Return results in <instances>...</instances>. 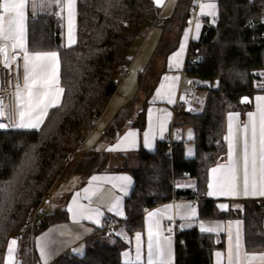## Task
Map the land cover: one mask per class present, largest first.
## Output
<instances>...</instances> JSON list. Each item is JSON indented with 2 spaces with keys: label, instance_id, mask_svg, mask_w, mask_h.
Here are the masks:
<instances>
[{
  "label": "trees",
  "instance_id": "trees-1",
  "mask_svg": "<svg viewBox=\"0 0 264 264\" xmlns=\"http://www.w3.org/2000/svg\"><path fill=\"white\" fill-rule=\"evenodd\" d=\"M186 2L180 0L174 14L161 21L165 33L162 41L167 40L166 33L175 31L176 36L175 41H169L166 55L177 47L189 18V10H183ZM158 14L154 0H78L77 42L71 47L65 46L56 14H39L31 19L29 48L60 53L64 97L59 107L50 109L38 130L0 131V264L4 263L9 241L17 237L39 197L71 164L67 158L79 146L81 131L94 128L117 91L132 60L134 39L143 35L145 24ZM190 48L193 54L186 59L185 76L196 87L203 86L201 82L211 83L203 86L208 90L203 111H176V120L194 130L196 154L185 155L184 140L173 142L170 158L168 141L160 142L155 151H139V167L131 170L136 185L126 200L124 226L131 234L143 228L145 208L173 197L192 198L197 193L203 217L243 218L248 247L260 249L264 245L259 224L264 219V202H244L242 207L221 210L205 191L209 168L226 160L227 114L249 106L255 94L264 92V0H218L217 15L205 20L200 39L192 41ZM215 81L217 85L213 86ZM153 89L154 85L146 95ZM244 97L249 101L242 103ZM123 113H118L116 121ZM82 156L73 170L99 169L108 160L103 152ZM182 177L196 179L197 189H178L176 180ZM61 218L59 215L54 220ZM48 221L41 217L35 232L45 228ZM21 244L23 261L38 264L35 254L25 249L31 245L30 240L24 239ZM126 246V241L106 228L89 239L84 254L66 251L50 264H125L120 253ZM222 246V237L217 242L212 233L196 227L180 230L176 233V263L213 264V251Z\"/></svg>",
  "mask_w": 264,
  "mask_h": 264
},
{
  "label": "crops",
  "instance_id": "crops-1",
  "mask_svg": "<svg viewBox=\"0 0 264 264\" xmlns=\"http://www.w3.org/2000/svg\"><path fill=\"white\" fill-rule=\"evenodd\" d=\"M163 7L159 6V14L153 20L148 21L145 25L149 26V31L145 35L144 44L150 40L151 47H155L161 35L165 34L161 25V21L171 17L180 0H174L171 4H168L169 10H167V15L163 16L164 9L167 7L165 4L166 0H162ZM168 1V0H167ZM63 2V0H61ZM35 3V7L32 4ZM164 3V4H163ZM214 3L216 5L215 15H209L208 9H205L204 14L201 13V4ZM196 5V0H187L186 4L183 6V10H189V18L187 23L184 25L181 36L178 40L177 47L169 54L164 55V60L162 62L163 67L160 74H157V79L155 80L154 89L151 95L141 96L139 93L138 75L142 74L144 67L147 63V57L150 52L147 51L145 54L140 55L142 48L136 51V55L132 57L131 63L129 64L130 73L126 76L123 75L117 91L111 98L109 104L105 108L102 115L99 117L96 125L93 129L87 131L85 141L83 143L84 150L81 148V153L79 151V156L81 154H91L94 152L107 153L108 160L99 169L80 171L74 170L71 175L74 176L73 180L75 183H71L59 192V198L54 201L55 194L52 187V193L49 200L44 205V213L42 218L48 219L49 224L36 232L33 243L27 248L31 253H34L38 264H50L54 259L66 251H72L76 254L82 255L85 253L88 241L96 233L108 229L113 232L114 236L121 238L127 242V246L123 248L120 253V258L125 264H147V252H148V227H149V214L159 213L153 217V222L159 221L160 228L162 231V240L167 238L171 241V264H177V253H176V233L173 228H169L167 223L170 221H175L177 225V230H187L196 227L201 232L212 233L216 236L217 242L220 241V237L223 239V246L215 248L213 251V264H217V253H221L220 264H228L227 256L230 246L234 250L235 248V238L239 231L241 235L242 251L240 264H248V261L244 259V253L248 254H264V245H260V249H251L246 243V226L243 218H216L210 217L205 218L200 213V207L194 205L191 198L185 197H173L172 199L162 202L154 207L148 208L144 212L143 218V228L138 229L131 234L128 229L124 226V221H127V211H126V200L132 194L136 181L131 170L139 167V159L137 154L141 150L155 151L159 143L162 141H167L171 130H178L179 135L174 136V140H184V153L188 157H193L196 154V145L194 142V130L190 126H184L176 120L175 106L179 102H183V110L186 109V102L182 101L181 93L184 87V79L186 71V59L188 58V51L192 41H197L200 39L203 25L206 19L212 20L218 12V0H202V3ZM77 5L78 0H76V18H75V45L77 42ZM163 9V10H162ZM168 9V8H167ZM39 14H56L60 17L61 27L63 29L64 43L68 46V28H67V10L65 9L61 13L60 7L56 4L55 0H29L28 7L26 9L25 15V46L27 50L31 52H56L59 59V86H61V58L60 53L57 50H45V51H33L28 46V36L29 27L31 19L35 18ZM154 22V23H153ZM151 24H153L151 26ZM199 24V32H197L196 25ZM148 29V28H147ZM187 33V40L185 41V34ZM143 36V38L145 37ZM166 36L170 40L174 37L172 33H166ZM136 38L133 41L135 43ZM132 44V46H133ZM138 43L137 45H140ZM184 45V50L178 57V61H174L171 58L181 50V45ZM141 46V45H140ZM17 54L23 57V52L17 49ZM159 63V66L162 65ZM25 75V74H24ZM177 78L170 79L168 81L164 80V77ZM188 80V79H187ZM188 82H190L188 80ZM165 84L166 88L163 90L161 96H157V90L160 89L161 84ZM25 85V84H24ZM173 85L172 91V101L169 102L167 95V86ZM24 87V86H23ZM21 87V88H23ZM63 88V87H62ZM191 89H193L191 87ZM264 96V92L255 94L250 102L249 106L239 108L230 111L225 119V133L224 138L228 136L229 123L231 122L234 134L236 136L237 142V152L236 158L238 162L242 164L241 149H242V129L244 125L248 123V114L256 112V97ZM64 97V92L60 97L59 105L62 103ZM134 98V99H133ZM132 100V101H131ZM131 101L133 104V109L130 115H125L124 118H120L116 121L118 113ZM204 103L201 105H196L198 109H202ZM189 107H194L192 104ZM179 109L178 111L182 110ZM203 108L201 111H203ZM50 111V109H49ZM189 111V110H185ZM192 111V112H201ZM191 112V111H190ZM49 113V112H48ZM142 114V115H141ZM230 117L232 120L230 121ZM2 121V120H0ZM138 122V124H136ZM42 125V124H41ZM41 127V126H40ZM19 130L27 128H16ZM129 132L136 133L134 137L135 146L131 147L127 142L121 143L125 135ZM145 134L148 136V142L151 147L147 146L145 143ZM226 143V160L222 163H217L209 168L208 172V183L212 180L213 168L219 165H226L228 163V141L225 139ZM119 145L114 151H109L110 148H114ZM78 154V153H77ZM78 156V158H79ZM75 160V158H74ZM73 160V161H74ZM71 161L70 163H72ZM242 175V173H241ZM99 177L100 180L93 182L90 185L92 177ZM128 177L130 182L126 185L119 178ZM55 185V184H54ZM209 185V184H208ZM176 187L178 189H197V181L194 178L182 177L176 180ZM85 188H89L90 191L86 198L84 192ZM242 188V182H241ZM209 187L205 191V195L209 199L216 201V204L221 210H228L229 208H239L242 207L244 202H264V197L261 196H224V195H213L209 196ZM77 193L79 196L77 197ZM73 200H77L80 206L85 209L93 210L91 212L86 211L83 216L77 215L74 219L73 212L69 211V208L75 210L76 205L73 204ZM119 201L117 210H110L112 206ZM221 205H226V208H221ZM167 209V211H165ZM191 209H195V215H191ZM99 212V216L96 212ZM118 212H122L119 215ZM62 215L63 218L60 220H54L57 216ZM91 216L92 218H87ZM170 217V218H169ZM99 220V223L96 220ZM123 220V222H122ZM121 221V222H118ZM260 230L264 236V219L260 220ZM201 225L205 229H211V231H202ZM170 229V231H169ZM140 236L139 246L141 253V260H136L137 254V235ZM16 240V245L14 246V264H27L23 261L22 255V244L17 238H12L11 240ZM10 240V241H11ZM9 241V242H10ZM9 245V243H8ZM44 250V255H41V249ZM27 250V251H28ZM26 251V250H24ZM83 252V253H82ZM127 253V255H125ZM8 256V246L6 248L4 263L6 264ZM233 264H236L235 257H233ZM252 264H260L259 261H253Z\"/></svg>",
  "mask_w": 264,
  "mask_h": 264
},
{
  "label": "snow or ice",
  "instance_id": "snow-or-ice-1",
  "mask_svg": "<svg viewBox=\"0 0 264 264\" xmlns=\"http://www.w3.org/2000/svg\"><path fill=\"white\" fill-rule=\"evenodd\" d=\"M60 7L61 13L67 10V28H68V46L71 47L75 43V18H76V0H55ZM154 3L159 7L162 5V0H154ZM29 0H0V59H2L5 67H11V61L17 59L16 55H9V49L15 53L17 49L23 52L24 61V79L25 85L23 88L17 84L16 86V101L18 121L15 128L39 129L43 124L45 118L48 116L49 109L59 107V100L64 92V89L59 86V59L56 52H29L25 46V15ZM35 3L32 4L34 8ZM201 13L204 14L205 9H208L209 15H215L216 5L214 3L201 4ZM200 25H196L197 32H199ZM187 40V33L185 34V41ZM184 50V45H181L180 52L176 53L171 59L178 61V57ZM170 79L164 77L165 81ZM173 85L167 86V95L169 102L172 101ZM166 88L165 84H161L160 89L157 90V96L163 94ZM257 105L256 112L248 114V123L242 129V149L241 162L236 158L237 142L233 131L231 122L229 123L228 136L225 139L228 141V163L226 165H219L211 170L212 180L208 187L210 191L209 196L224 195V196H261L264 197V96L256 97ZM6 106L0 104V117L4 116V108ZM230 121L232 117L229 118ZM6 125L0 124V128ZM136 133L129 132L125 135L121 143L127 142L129 146H135L134 137ZM145 143L151 147L148 142V136L145 134ZM119 148V145L110 148L109 151H114ZM242 173V175H241ZM99 177H92L89 182L100 180ZM124 184L130 182L128 177L119 178ZM242 182V188H241ZM90 189L85 188L84 192L86 198ZM79 193H77V197ZM76 205L75 210L69 208L73 212L74 219L77 215L83 216L86 211L93 210L85 209L80 206L77 200H73ZM119 201L112 206L110 210L116 211ZM221 208H226V205H221ZM167 211V209L165 210ZM122 215V212H118ZM159 213L149 214L148 227V252L147 264H171V241L167 238L162 240V231L159 221L153 222V217ZM99 216V212H96ZM191 215H195V209H191ZM87 218L91 219V216ZM170 218V217H169ZM99 223V220H96ZM202 231H211L205 229L201 225ZM170 231V229H169ZM140 236L137 235V254L136 260H141ZM16 240L13 239L8 245V256L6 264H14V246ZM242 251L241 235L239 231L235 238V248L233 250L230 246L228 250V264H233V257H235L236 264H240ZM41 255H44L43 248ZM127 255V253L125 254ZM221 253H217V264H220ZM244 259L248 264L253 261H259L264 264V254H248L244 253Z\"/></svg>",
  "mask_w": 264,
  "mask_h": 264
},
{
  "label": "built area",
  "instance_id": "built-area-1",
  "mask_svg": "<svg viewBox=\"0 0 264 264\" xmlns=\"http://www.w3.org/2000/svg\"><path fill=\"white\" fill-rule=\"evenodd\" d=\"M202 0H196V5L201 4ZM193 54L192 49H189L188 56H191ZM9 55H16L17 59L14 61H11V67H5L2 59H0V104L6 106L4 108L5 115L0 117L1 120L7 125L8 129H13L12 125H15L18 121V113H17V101H16V86L17 84L21 87L25 84L24 79V61L23 57L19 54H17V50L15 53L11 51V48L9 49ZM130 73L129 67H127L124 70V75H127ZM190 86L192 88L196 87L195 82H190ZM184 106L183 102H179L175 106V112L181 109ZM87 131L82 130L81 131V142L79 146L77 147L74 154L69 155L67 158V162L70 163L74 160L75 156L77 155L81 148L83 147V143L86 138ZM179 135L178 130H171L168 142L170 143L169 146V153L167 157H171V151H172V145L174 140V136ZM52 187L49 188L43 195H41L38 199L37 205L35 208L31 210L28 217L24 220L23 225L21 226L18 234L17 239L21 242L24 239H29L31 244L33 243L34 237L36 235V228L39 223L40 218L42 217L44 213V205L51 197ZM199 195L195 193L193 197L191 198V201L194 205H197L199 202ZM148 208L144 209V212L147 211ZM167 226L169 228H173L175 233H177L179 230H177V225L175 221H170L167 223ZM34 264V262L32 263Z\"/></svg>",
  "mask_w": 264,
  "mask_h": 264
},
{
  "label": "rangeland",
  "instance_id": "rangeland-1",
  "mask_svg": "<svg viewBox=\"0 0 264 264\" xmlns=\"http://www.w3.org/2000/svg\"><path fill=\"white\" fill-rule=\"evenodd\" d=\"M173 1L174 0H168V1L166 0L165 1V4H167V7L164 9L163 16H166L168 14L167 13V10H169L168 4H171ZM160 7L162 8L163 5H161ZM152 25L153 24H151V26ZM149 28H150L149 26L145 25L143 35L136 38L135 43L133 44L131 51H130V55H131V57H133L134 55H136V51L140 50L142 48V46H144V47H143L142 51L140 52L141 53L140 55L145 54L147 51L149 52V49H150V52H149L148 57L146 59L147 60L146 66L144 67L143 71L141 72L142 74L138 75V77H137V78H139L138 79L139 80V83H138L139 93L138 94L140 95V92H141L142 93L141 96H145L148 89L151 88L156 83L155 80H156L157 74H160V71L164 65V64H162V62L164 60V55H165L167 45H168L169 41L172 42V41H175V39H176L175 31H173L172 34L174 35V37L171 40L168 38L170 36H168V37L166 36L165 39H167V40L162 41L163 36L161 35V38L157 42L156 46L151 47L150 40L147 41L146 44H144V40L146 38L145 35L148 33ZM143 36H145V37L143 38ZM138 43H141L140 44L141 46L137 45ZM157 49H158V53H157ZM159 63H161L162 65L159 66ZM124 76H126V75H124ZM209 84H211V83L201 82V85H203V86L209 85ZM183 85H184V87H183V90H182V93L180 96L182 98L181 100L186 102V109L185 110H189L192 112V111H197V110L201 111L203 108H205L207 105L208 90L203 86H200V87L197 86V87L191 89L190 82H188V80L186 78L184 79ZM212 85L216 86L217 81H215ZM131 101H129L127 103V105L121 110L122 112H124L122 118H124L125 115H130L131 110L133 109V104ZM201 103H204V105H203L204 107H202V109H198V107L196 105H201ZM192 104H194V107H189ZM0 120H1V118H0ZM84 147H85V145H84ZM84 147L82 148V150H84ZM80 153H81V151H80ZM83 158H84V156H82V157L79 156V158L75 159L69 165L67 170L64 172L63 176L55 182V185L53 188L54 193H56L55 197H54V201H56L59 198L58 195H59V192L61 189H64L66 186L70 185L71 183L72 184L75 183V180H73L74 176L71 174L74 171L73 169L76 166L80 165ZM255 203H258V202H254V204ZM250 204L253 205L252 203H250ZM44 209H46L45 206H44Z\"/></svg>",
  "mask_w": 264,
  "mask_h": 264
},
{
  "label": "water",
  "instance_id": "water-1",
  "mask_svg": "<svg viewBox=\"0 0 264 264\" xmlns=\"http://www.w3.org/2000/svg\"><path fill=\"white\" fill-rule=\"evenodd\" d=\"M247 101H249V98L248 97H244V98H242V100H241V102L242 103H245V102H247ZM0 124H4V125H6L3 121H0ZM8 128H7V125H6V127H4V128H0V131H5V130H7Z\"/></svg>",
  "mask_w": 264,
  "mask_h": 264
}]
</instances>
